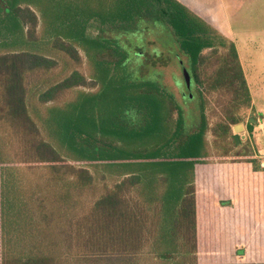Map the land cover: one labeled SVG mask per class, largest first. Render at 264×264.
I'll return each mask as SVG.
<instances>
[{
	"label": "trees",
	"instance_id": "1",
	"mask_svg": "<svg viewBox=\"0 0 264 264\" xmlns=\"http://www.w3.org/2000/svg\"><path fill=\"white\" fill-rule=\"evenodd\" d=\"M144 24L186 58L195 122L104 35ZM250 102L234 42L178 0H0V264H264L197 225L198 165L264 171L231 132Z\"/></svg>",
	"mask_w": 264,
	"mask_h": 264
},
{
	"label": "crops",
	"instance_id": "2",
	"mask_svg": "<svg viewBox=\"0 0 264 264\" xmlns=\"http://www.w3.org/2000/svg\"><path fill=\"white\" fill-rule=\"evenodd\" d=\"M178 1L234 42L252 104L264 112V83L257 79L264 75V0ZM261 156L264 153L257 154ZM260 165L264 167V160ZM196 192L199 233L214 234L230 243L235 235L243 234L241 242L246 248L256 238L264 249V171L254 172L241 162L198 165ZM220 201H230L231 205L222 206Z\"/></svg>",
	"mask_w": 264,
	"mask_h": 264
},
{
	"label": "rangeland",
	"instance_id": "3",
	"mask_svg": "<svg viewBox=\"0 0 264 264\" xmlns=\"http://www.w3.org/2000/svg\"><path fill=\"white\" fill-rule=\"evenodd\" d=\"M164 33L165 31H161L159 28H157V26L153 27L148 24H144L141 25V27H139V29L132 34L122 35L119 34V32L117 33L115 31H109L104 35L120 37L122 39L128 38L129 43H127L130 45V48L132 47L133 50L138 53V56H135L136 61L140 62L147 68L145 70L142 69V71L145 72L149 70L152 72H157V75L160 76L163 84L169 88L177 102L180 104L188 122H195L199 114L198 101L195 98L196 87L193 83L191 74L187 69L186 58L178 54L174 49L170 50L171 48L162 41L160 36H163ZM154 50L158 53H154ZM255 67L258 68V65L256 63ZM183 68L187 70L190 77L188 88L185 85V79L182 71ZM247 76L250 86H252L253 79L250 78L249 74ZM257 79H259L260 83H264V75H259ZM252 90L254 93H256V90ZM214 96L215 94L207 96L210 99L211 106H213L212 101ZM237 115L240 120L239 124H242L244 127V129L240 131L239 135L246 136L240 137L241 140H247V142L249 143V147H255L258 155L264 153V112L257 111V107L253 105L251 101L249 106L243 105V107H240L237 110ZM210 118V121L213 124L218 120V115H211ZM259 119L260 121H258ZM232 127L231 132L234 133ZM249 127H251V131L248 130ZM254 133L255 135L253 136ZM256 159L262 161L264 160V157L262 158L261 156L257 157Z\"/></svg>",
	"mask_w": 264,
	"mask_h": 264
},
{
	"label": "water",
	"instance_id": "4",
	"mask_svg": "<svg viewBox=\"0 0 264 264\" xmlns=\"http://www.w3.org/2000/svg\"><path fill=\"white\" fill-rule=\"evenodd\" d=\"M183 76H184V79H185V85H186V87L188 88L189 87V83H190V77H189V74H188V72H187V70L185 69V68H183ZM233 131H234V138L236 139V142H239L240 141V137H242V136H240L239 135V133H240V131H242L243 129H244V127H243V125L242 124H236V125H234L233 127Z\"/></svg>",
	"mask_w": 264,
	"mask_h": 264
}]
</instances>
